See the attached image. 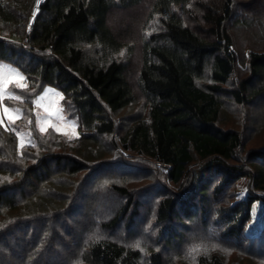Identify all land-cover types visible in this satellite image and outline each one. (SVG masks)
Returning a JSON list of instances; mask_svg holds the SVG:
<instances>
[{
    "label": "trees",
    "instance_id": "obj_1",
    "mask_svg": "<svg viewBox=\"0 0 264 264\" xmlns=\"http://www.w3.org/2000/svg\"><path fill=\"white\" fill-rule=\"evenodd\" d=\"M145 1L47 0L29 28L35 0H0V62L27 82L9 87L20 99L3 101L21 111L15 125H0V264H66L79 258L77 247L81 264H139V250L104 235L136 224L139 191L125 184L147 178L171 183L151 215L160 247L149 264H190L183 255L194 242L197 264H224L218 250L199 252L210 241L264 260V150L241 164L244 133L225 122L227 105L264 104V25L243 74L234 50L237 34L263 22L264 9L254 16L250 6L264 8V0H148L146 10ZM48 86L62 93L79 137L36 127L33 102ZM20 129L31 146L20 145ZM119 148L142 161L118 160ZM119 171L129 173L108 193L123 201L100 220L101 237L83 245L67 219L79 221L84 187ZM243 178L261 196L239 198L234 187ZM166 250L177 251L175 260Z\"/></svg>",
    "mask_w": 264,
    "mask_h": 264
},
{
    "label": "rangeland",
    "instance_id": "obj_2",
    "mask_svg": "<svg viewBox=\"0 0 264 264\" xmlns=\"http://www.w3.org/2000/svg\"><path fill=\"white\" fill-rule=\"evenodd\" d=\"M148 0L145 1L144 4H142V7L145 5V10L147 9L148 5H146ZM256 0H254L255 2ZM251 4V3H247ZM142 7L137 11L141 13ZM260 9H264L259 2L251 4L250 6V11L254 16H258V12ZM243 10V9H240ZM257 12V13H256ZM264 13V10H263ZM259 13V19H262L263 22H259L258 24H255L253 29L245 35L237 34V38L239 40V49L235 48V52L237 51V54L239 56V62H238V67L242 72L246 70V65L248 61V55L250 52L253 51L254 46H256L257 39L262 35L260 26L264 25V15ZM241 16L240 12H237L236 17L239 18ZM262 16V17H261ZM262 23V24H261ZM240 28V26H239ZM245 29V28H244ZM246 31V29H245ZM264 33V32H263ZM145 34V32H144ZM143 34V35H144ZM138 51V50H136ZM139 52H136L135 58L137 59V56ZM245 57H243V56ZM242 57L244 58V61L241 60ZM5 65H10L14 68L15 66L0 62ZM18 69V68H16ZM19 70V69H18ZM244 70V71H243ZM20 71V70H19ZM21 72V71H20ZM22 73V72H21ZM23 74V73H22ZM7 75V73H5ZM24 75V74H23ZM25 77V76H24ZM19 84H26V79L24 81H19ZM17 86V82L14 80L12 83L9 84L10 86ZM18 87V86H17ZM45 89H51L54 92H59L61 93L58 89L54 87H46ZM45 89L41 93L43 95ZM62 94V93H61ZM40 95V96H41ZM7 96V92H6ZM5 96V97H6ZM39 96V97H40ZM38 97V98H39ZM38 100V99H37ZM51 101V104L49 103ZM264 105V104H263ZM263 105H260L256 103L253 106H244L242 108L237 107L235 105H227L228 109H226V119L225 122L227 126L229 127H236L240 131L244 133V148L241 150V152L238 154V158L241 162V164L246 165V157L247 154H249L252 151H262L264 150V108ZM62 106V99L60 97H52L49 96L45 101L40 102V104H36V127L39 130V126L43 125V122L45 118H50L52 120L53 124H56L57 126L62 128V132L58 133L55 131L54 128H48V131L53 130L58 134L64 135L69 138H76L79 137L80 135V130H79V125L77 121L74 119H71L68 116V113L64 109V115L66 117V120H72L76 122V127L75 130H73L72 127H65V122H57L55 117H49V113L45 111V108H51V110H55L56 107ZM260 109V110H259ZM11 110V108H10ZM138 110V107H134V109L129 111V114H132ZM259 110V111H258ZM128 114V115H129ZM8 115H13L14 118L12 121L8 120ZM20 117V113H13L9 112L8 114L3 113V107H0V118L4 120L3 125L5 126H13L15 125V121ZM38 118H39V125H38ZM121 117H119L120 119ZM67 134H64V133ZM18 134H23L19 135L20 136V145L24 144H29V139L31 143L33 142L31 140L30 135L23 129L19 130ZM114 140L118 141V136H113ZM23 141V143H21ZM103 146L106 148L111 147L109 143H107V140H101ZM119 143V142H118ZM100 148V146L97 147V150ZM58 150V149H57ZM59 151V150H58ZM121 154V156L117 157L118 160H124V161H131L135 160L136 162L142 161L141 157H135L132 154H128L124 151H122L120 148L116 151ZM122 157V158H120ZM114 159V158H112ZM111 159V160H112ZM131 163V162H130ZM141 165V164H139ZM118 171V170H117ZM150 172V171H149ZM127 173L126 171H119V175L115 173H102V178L97 182L96 189H95V184L91 183L84 187L82 190L81 195L79 196V201H78V208L75 209V213H78L79 217L78 220L76 221L73 218H68L67 222L69 224V227L67 226V231L70 232L73 235H76V238L82 239L83 238V245L88 242L91 238L95 237H101L102 231L100 230L99 227V222L102 220L104 216L109 215L110 213L114 212L118 207L117 205L120 204L123 200L113 194L108 193L111 184H122L124 183V180L120 179L122 176H125ZM132 173V171H131ZM94 176H97L93 178L94 181H97L100 178V175L94 174ZM128 176L127 178H129ZM171 185L169 182L163 183H155V180L150 181L148 178L145 182L137 181V182H131L125 184V186H128L132 189H135L139 191L137 199L141 203L140 207V217L137 218L136 224L130 227L129 229L127 228L126 231L123 230L125 228L124 224L117 229V232H115V235L109 236V235H104L106 239H110L115 242L123 243L127 248H134L137 249L141 252V261L139 264H149V257H150V251L152 249H155L156 251L159 249L158 245V237H157V230L155 229H150V224L154 222V220H151V215H154V210L155 205L157 202H160L163 198H161L162 194H165L166 190L168 191L169 189L165 188L167 185ZM250 185V182L247 178H243L239 180L236 183V186L234 187V190L236 191V194L239 198L245 197L246 194H256L258 196H261L262 193L259 191L255 190L252 188ZM92 186V187H91ZM150 187L148 189V187ZM89 188V189H88ZM90 192V193H89ZM91 194V195H90ZM103 204H105L104 208ZM106 211V212H105ZM115 213V212H114ZM262 213V203L258 201L253 208V220L251 224L250 229H255L259 230L260 227V216ZM87 225V226H86ZM256 225V226H255ZM254 226V227H253ZM86 229L84 230V228ZM83 231H88L87 232V237L84 239V236L86 233H80L79 230ZM208 229V228H207ZM206 229V230H207ZM182 232H185L186 234L189 232L186 229H180ZM123 231V232H122ZM192 233V232H191ZM193 235V234H192ZM190 235L189 238L192 236ZM34 238H36V235H34ZM194 237H191L190 239L193 240ZM78 239V240H79ZM195 241V239L193 240ZM79 242V241H77ZM227 242V241H226ZM137 243L140 244V247H137ZM195 243V242H194ZM193 243V245H194ZM78 244V243H77ZM191 245L187 250H185V255H183L186 259L188 258V261L190 264H197L195 261L194 253L197 251L196 247ZM75 251L74 253L79 256V258L72 259V262H68L66 264H81V258L80 255L83 251V248L77 247L74 248ZM208 249L212 250H218L221 254L222 257L225 261L224 264H264V260L258 259L255 256L251 254H246L242 250L238 249L237 247L233 245H228L225 243H214L213 241L206 242L205 246L203 249H200L199 252H208ZM211 251V250H210ZM176 250H166V255L168 258L172 257V260H175V255ZM180 252V250H179ZM174 257V259H173ZM169 260V259H168ZM66 261V259H65ZM64 261V263H65ZM173 263V261H172Z\"/></svg>",
    "mask_w": 264,
    "mask_h": 264
},
{
    "label": "snow or ice",
    "instance_id": "obj_3",
    "mask_svg": "<svg viewBox=\"0 0 264 264\" xmlns=\"http://www.w3.org/2000/svg\"><path fill=\"white\" fill-rule=\"evenodd\" d=\"M39 2V0H38ZM36 11H33L32 16L33 19L36 16ZM31 25H29V28ZM123 55V53H121ZM7 73V75H5ZM26 77L16 68L10 66V65H5L0 63V107H3V101L5 100L6 92L8 94L9 99H20L19 96H14L11 91H9V84L12 83L14 80L17 82V86L20 88H26V84H19V81H24ZM49 96L52 97H60L63 99V96L59 92H54L51 89H45L43 95H41L38 100L34 101V104H40V102L45 101ZM51 104V101L49 102ZM13 113H20V109H9L8 107H3V113L8 114L9 112ZM45 111L49 113V117H55L56 121L59 123L61 121L65 122V127H72L73 130H75L76 127V122L72 120H66V117L64 115V109L62 106H58L55 108V110H51V108H45ZM8 120L12 121L14 118L13 115H8ZM38 125H39V118H38ZM4 123V120L0 118V125ZM48 128H54L56 132L60 133L62 132V128L57 126L56 124L52 123V120L50 118H45L43 125L39 126V131L41 133H45ZM64 134H67L66 132ZM18 135H23V134H18ZM23 143V141H21ZM29 145L31 146V141L29 139ZM137 247H140V244L137 243Z\"/></svg>",
    "mask_w": 264,
    "mask_h": 264
},
{
    "label": "built area",
    "instance_id": "obj_4",
    "mask_svg": "<svg viewBox=\"0 0 264 264\" xmlns=\"http://www.w3.org/2000/svg\"><path fill=\"white\" fill-rule=\"evenodd\" d=\"M46 1L47 0H39V2H38V0H35L33 8H32V12H31V16H30L29 21H28V27H29V25H31L30 28L33 27L35 19L39 15L40 9L46 3ZM33 11H36V13H37L34 19H33V16H32Z\"/></svg>",
    "mask_w": 264,
    "mask_h": 264
}]
</instances>
